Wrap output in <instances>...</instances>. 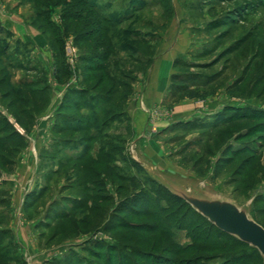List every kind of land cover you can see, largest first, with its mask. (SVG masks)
<instances>
[{"label": "rangeland", "instance_id": "1", "mask_svg": "<svg viewBox=\"0 0 264 264\" xmlns=\"http://www.w3.org/2000/svg\"><path fill=\"white\" fill-rule=\"evenodd\" d=\"M87 1L97 7L98 16L79 0H0V24L11 46L9 56H0V124L9 123L26 143L13 172L0 165V225L12 234L0 240V257H7L0 264H263L153 183L131 160L141 159L134 140L143 152L150 141L158 140L162 159L157 164L163 174L227 196L240 206L251 203L264 226V127L255 130L260 121L247 119L216 132L207 127V133L175 125L162 131L157 123L170 121L181 101L172 98L171 88V99L152 110L149 123L157 126L153 123V134L138 139L131 120L120 114L100 135L93 127L98 139L92 142L88 132L73 131L71 124L78 117L74 103L62 106L66 96L78 90L100 94L112 115L126 110L154 63L172 60L176 55L171 51L180 45L184 55L175 58L184 64L178 69L174 64V69L192 77V88L199 86L194 90L200 96L209 95L196 101L215 100L222 107L206 115L207 122L229 107L261 115L264 0ZM102 18L112 20L114 28L102 24ZM17 24L25 31L24 39L13 31ZM99 31L106 35L78 41ZM58 55L67 64L62 75L56 69ZM106 55L107 75L115 82L104 81L97 91L102 76L85 72L81 59ZM237 82L241 86L235 90ZM130 87L133 92L127 95ZM84 93L74 102L89 100ZM86 105H81L85 115ZM106 119L110 116L101 114L99 127ZM57 123L66 127L59 129ZM82 139L94 145L95 161L112 153L113 170L103 163L91 169V156L82 163L70 159L79 150H57L56 143ZM237 151H243L241 156H234ZM0 152L6 154L5 149ZM93 171L102 176L95 178ZM135 189L146 191L152 208L120 218L114 210L134 196ZM35 193L32 199L39 200L32 209L29 198ZM57 207L59 212L52 214ZM62 211L70 215L51 218Z\"/></svg>", "mask_w": 264, "mask_h": 264}, {"label": "trees", "instance_id": "2", "mask_svg": "<svg viewBox=\"0 0 264 264\" xmlns=\"http://www.w3.org/2000/svg\"><path fill=\"white\" fill-rule=\"evenodd\" d=\"M79 2L81 4H83V6L88 7L90 9V11L92 13H94V15L98 16L97 7L95 5H93L92 2L87 1V0H79ZM101 21H102L101 23L107 25L108 28L109 27L110 28H114V26H115L112 23V20H110V19L102 18ZM101 32L102 31L91 33L89 35L80 36L78 38V41H82L83 43H88L91 40L95 39L94 37L97 38L101 34L104 35V36L106 35V33H101ZM5 36H6V29L0 24V56H9L10 55L8 53L10 51V47L11 46H10V44L6 43V41L4 39ZM99 41L103 43L104 40H99ZM18 47L19 46L17 45V49H18ZM60 56L61 55H58V61L56 63L57 64V68L56 69H57V72H59L58 75H62L64 72H67V64H65V62L62 61V60L60 61ZM81 61L85 65V67H83V68L84 69L87 68V71L85 70V72H89L88 74L93 73V76L96 75V74H101V76H102L101 77V81H99V83H97L95 85V87H94L95 89L94 90L98 91V89L102 87L104 81H111L113 83L115 82L113 78L110 79V76H108L109 74L107 75L108 67L106 66V63L108 62V55H106L104 57H102V56H99V57H94V56L83 57L81 59ZM90 63H94L95 66H97L96 67L97 69L95 70L94 67ZM180 63L184 64V62L181 61V60H177L176 61L175 66H176L177 69H178V66H179ZM191 78L192 77L190 75H181V74L179 75L178 73L173 76L172 87L171 88H172V98L175 101H179V100L186 99V98L187 99L205 98V97L209 96L208 94L200 96L196 92V90H194L195 88L196 89L199 88V86L198 87H194V89H193L192 86L195 85V83L191 82ZM85 82L87 83V81H85ZM240 82H245V80L242 78ZM239 85H240L239 82H237L235 84V86H236V88L234 87L235 90L239 87ZM24 88H31V87L24 86ZM234 88L231 89L232 92H233ZM97 91H95V92H97ZM32 92H34V91H30L29 94H32ZM132 92H133V89H132V87H130L126 94L129 95ZM83 93L84 92H82L81 94H83ZM87 93L88 92L84 93V95H89ZM234 93H235V91H234ZM33 94H35V93H33ZM81 94H80V92H78V90H75L73 92L71 91L66 96L62 107H64V109H65V108H68L70 105H72L74 103L76 111L78 112V117H77V119H75V122L76 121L77 122L76 123L74 122V124L73 123L71 124V126L74 127L73 129H75L73 131L80 132V133H86V134L88 132L90 134V136L87 137V138H88L89 141L93 142V141H96V139H98V134L100 135L102 133V130H104L105 128L110 126V124L115 122V120L120 116V114L125 116V114H124L125 109L120 110V113L119 112H114V115H112L111 112H113V111H111V110L107 111V109H106L107 101H103L101 95L98 94V93L95 96L89 95V100L84 101V99L79 98V101H75L74 102V99L76 100V97H79ZM83 102L88 104V105H86V108L88 109V114L87 115L82 113L81 105L83 104ZM249 111H250V108L246 109V111H245V110H240V108H238V107H229L228 109L225 110V112H222L221 114H219V115L215 116L214 118H212L211 121L207 122L206 120H195L192 123H185V124L176 125V127H182L183 126V127H186L188 130H193V129L197 128V129L205 130L204 132L207 133V131H206L207 127L214 128L215 129L214 131L216 132V131H220L222 129V127H224V126H233L234 124H236V123H238L240 121L248 119V120H255L256 122L260 121L258 127H256L255 130H257V128H263L264 127V113H260L261 115H259L258 113L251 112V111L249 112ZM243 112H245V113H243ZM33 114L34 113H31V119L35 120L36 116H34ZM101 114H102V116H105V117H108V115H109L110 119H106L104 121V123L102 124V126L99 127L100 121H98V119L101 116ZM60 116H62V114ZM92 117L95 120V122L89 123V120ZM85 121H87L88 123L85 124V125L82 124ZM56 127H59V129H64L66 126H63L62 124H58L57 123ZM93 127L96 128L97 131H95V132L98 133V134H96V135L92 134ZM24 129L26 131L30 130V128L25 127V126H24ZM54 131H55V129H54ZM24 139L25 138L18 131H16V129H14L9 123L0 124V151L5 149V153H6V154H4V153L1 154V152H0V160H1L0 165L4 169L11 168V170H12L15 167L17 155L20 154L25 149L24 147H26V143H24L25 142ZM80 141H84L83 144L80 145ZM67 142H69V141H64L62 143L60 142L58 144L56 143V145H58V148H57L58 152H61L62 148H64V149L69 148V150H72V151L73 150H76V151L79 150L80 153L75 155V156L70 157V159H74L77 163H82L83 161L86 162L85 160H86L87 157L91 156V158H90L91 163H90V161H88L91 164L90 165L91 169H94L96 166H98L99 164L103 163V165H106L104 167L111 168L113 170L112 164L114 162H112V159H113L112 156H114V155L112 153L111 154L106 153V155L102 154L103 155L102 159L101 158L100 159L97 158L96 161H95L92 158V149L94 150V145H91L90 142L85 141L83 139L82 140H78L76 143L74 141H72L71 143L68 144ZM10 145L13 146V148L9 147ZM242 153H243V151H237L234 156L235 157L241 156ZM99 154H100V152H99ZM131 160L133 161L134 166H136L140 170H142L145 173V175L153 183L157 184L160 188H162L167 193H169L161 185H159L154 180H152V178L147 175V173L144 171V169L132 157H131ZM228 160H231V159H228ZM110 161H111V163H110ZM10 172H13V170L10 171ZM92 176H95V178H97V177H100L102 175H99V173L97 171H93L92 172ZM46 189L47 188H45V191H46ZM135 191L136 192H135L134 196L128 197L125 201L121 202L116 207V209L114 210L115 214L117 216H119L120 218H124L125 219V218L130 217V216L135 215V214L142 215L143 213L148 212V210L150 208H152V202H151L152 200L149 199V197L147 196L146 191L143 190V189H140V190L135 189ZM169 194L174 199H176L178 202L185 204L194 213H196L198 216L203 218L211 226V228L216 229L224 237H227V238L231 239L233 241V243L237 247L249 250L250 253L257 258V261H259L260 263L263 261V264H264L263 258L261 257L260 253L256 249H253L250 246L240 242L236 238H234V237H232V236L220 231L217 227L212 225L207 219H205L203 216H201L195 210H193V208L190 205H188L184 200L173 196L171 193H169ZM37 195L38 194H36V193L32 194L31 197L29 198V200H32V201L29 202L30 204H28V205H30V207L32 209L34 208L36 202L39 200L38 199L39 197L37 199H32V198L34 196H37ZM68 201L69 200H66V203ZM58 210H59L58 207L54 208L53 209L54 212H52V214H54L56 212H59ZM143 210H145V212H143ZM68 212H70V211H62V213L59 216L51 217V218L52 219L61 218V215L62 216L63 215L64 216L65 215H70ZM48 214H51V212L49 211ZM251 214H252V217L254 218V220L256 222H258V220L254 216V214L252 212H251ZM45 226L47 227L48 224H46ZM7 235L11 236L12 235L11 231H9L8 229H5L4 227H1V225H0V240H3L4 238H6L5 236H7ZM200 236L197 237L198 240L201 239ZM97 246L99 247V245H97ZM0 248H1V241H0ZM0 252H1V250H0ZM1 258L7 259V257H0V259Z\"/></svg>", "mask_w": 264, "mask_h": 264}, {"label": "crops", "instance_id": "3", "mask_svg": "<svg viewBox=\"0 0 264 264\" xmlns=\"http://www.w3.org/2000/svg\"><path fill=\"white\" fill-rule=\"evenodd\" d=\"M13 31L15 34H18V38H23L25 36V31L21 26H19V24H17ZM172 33L173 31L170 35H172ZM171 53L172 55L179 56L178 59H180V55H184L181 52L180 45L174 47V50L171 51ZM175 57L170 61L161 62L156 65L154 63V68L151 69L150 74H148V72L146 76L143 77V79L146 78L145 81L141 79L138 86L134 89L131 100L124 111V114L131 120L133 131L135 135L138 136V139L139 137L140 139L145 137L150 131L151 134L155 132V127H153V125L155 124L156 126V122H153V124L151 120L152 125L149 123L153 116L152 110L156 106L160 108L166 98L169 97L171 99L170 90L172 86V78L173 75L178 73V70L174 69V64L177 60ZM216 103L217 102L215 100L212 102L211 100H206L203 101V103H200V100L196 101L195 99L186 98L176 104L175 111L172 113L173 117L170 121H162L157 123V126H160L159 128L162 131H165V129L171 125L176 126L179 124L192 123L195 120H205L206 115L217 114V112L222 108L218 107ZM132 143L136 145V150L142 160L150 162L157 168L159 167L157 163H159L162 158L158 154L157 150L160 145L158 140L149 142L148 147L144 148L146 153L143 152L142 148L141 150L139 147L137 148V139Z\"/></svg>", "mask_w": 264, "mask_h": 264}, {"label": "water", "instance_id": "4", "mask_svg": "<svg viewBox=\"0 0 264 264\" xmlns=\"http://www.w3.org/2000/svg\"><path fill=\"white\" fill-rule=\"evenodd\" d=\"M134 160L152 180L184 200L220 231L256 249L264 260V227L252 217L251 203L240 206L233 199L205 187L170 178L148 161Z\"/></svg>", "mask_w": 264, "mask_h": 264}]
</instances>
